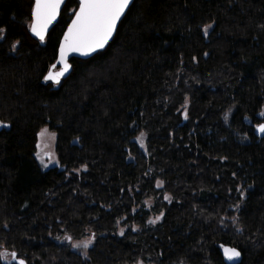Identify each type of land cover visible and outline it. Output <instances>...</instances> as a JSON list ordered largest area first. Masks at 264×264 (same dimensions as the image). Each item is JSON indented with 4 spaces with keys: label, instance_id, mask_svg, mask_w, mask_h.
Masks as SVG:
<instances>
[{
    "label": "trees",
    "instance_id": "16d2710c",
    "mask_svg": "<svg viewBox=\"0 0 264 264\" xmlns=\"http://www.w3.org/2000/svg\"><path fill=\"white\" fill-rule=\"evenodd\" d=\"M32 4L0 0V251L25 264H224L223 245L264 264V0H134L58 85L44 76L78 2L43 42ZM43 127L58 161L45 170ZM87 231L85 256L56 241Z\"/></svg>",
    "mask_w": 264,
    "mask_h": 264
},
{
    "label": "snow or ice",
    "instance_id": "6c2138e0",
    "mask_svg": "<svg viewBox=\"0 0 264 264\" xmlns=\"http://www.w3.org/2000/svg\"><path fill=\"white\" fill-rule=\"evenodd\" d=\"M63 2L64 0H35L34 4L31 5L29 30L41 42L44 41L47 28L55 20ZM130 2L131 0H78V8L74 11L71 23L68 24L67 30L59 42L57 63L50 66L44 80L52 81L55 84L60 83V77L64 76L70 68L67 62L69 53L89 56L93 52L103 49L112 38L117 23L124 15L125 9L129 7ZM210 27L211 25H205V34H207ZM6 38L7 29L0 27V40ZM18 44L19 41L12 44L13 51ZM57 65L60 66L59 71H55ZM260 115L264 116V112H261ZM0 127L8 128L9 125L0 122ZM256 131L264 135V123L258 124ZM46 134H48L47 129H42L37 135L43 138ZM50 135L55 137V133ZM37 158H39V154H37ZM41 163H43V160H41ZM157 187H160V182H157ZM165 199H168V197L165 196ZM66 239L71 240V237H66ZM91 242L92 240L89 238L82 244H73L72 246L74 248L82 246L87 249ZM221 247L225 259L229 261L237 259L241 255L236 248H225L223 245ZM17 255L14 251L11 253L0 251V259L10 256L12 260L16 261V264H25L23 259L17 260Z\"/></svg>",
    "mask_w": 264,
    "mask_h": 264
},
{
    "label": "rangeland",
    "instance_id": "374dc122",
    "mask_svg": "<svg viewBox=\"0 0 264 264\" xmlns=\"http://www.w3.org/2000/svg\"><path fill=\"white\" fill-rule=\"evenodd\" d=\"M203 33L205 34L204 30H203ZM229 114H230V111L226 114V116H228ZM260 118L263 119L262 123H264V116L260 115ZM42 129H47L48 134H46L43 138L38 137V135H37V142H36V149H35V153H34V158H35L36 162L38 163L41 170H45V169H48L51 167H58L57 156L55 153V137H52L50 135L53 132L50 131L47 127L41 128L39 130V132ZM141 134L142 133H140V132L137 133L136 136L134 137V141L137 144L138 148L141 151H143L145 148V136L144 135L141 136ZM38 145H39V147H38ZM37 154H39V158H37ZM41 160H43V163H41ZM157 217H159V219H157ZM160 219H161V215H158V216H155L153 218H150L148 222L150 224H155V223L159 222ZM123 231H124V228L122 226H119L118 232L121 234ZM89 238H91V240L93 242V236L91 235V232L87 231L85 233L84 237L80 240H69V239H66L65 236H63L61 238H58L56 241L69 243L71 250H73L74 252H76L82 256H85L86 251L92 245V242L87 249L83 248L82 246L79 248H74L72 245L73 244H82L83 242L87 241ZM6 259L9 260L10 257L8 256V257H6ZM137 264H144V263L138 262Z\"/></svg>",
    "mask_w": 264,
    "mask_h": 264
},
{
    "label": "water",
    "instance_id": "95a60500",
    "mask_svg": "<svg viewBox=\"0 0 264 264\" xmlns=\"http://www.w3.org/2000/svg\"><path fill=\"white\" fill-rule=\"evenodd\" d=\"M66 1H67V0H64V2L61 4L60 9H59V12H58V14H57L55 20H53L52 23L49 24V26H48V28H47V31H46V33H45V39H46V37H47V35H48L50 29H51V28H52V27L58 22L60 12H61V10L63 9V7H64ZM133 1H134V0H131V2H130V4H129V7H130V5L132 4ZM34 2H35V0H33V4H34ZM77 2H78V0H77ZM129 7H128V8H129ZM77 8H78V7H77ZM128 8L125 9V13H126V11L128 10ZM125 13H124V15H125ZM124 15L121 17L120 21L122 20V18L124 17ZM71 19H72V18H71ZM120 21H118V23H117V27H118ZM30 23H31V22H30ZM69 23H71V20H70ZM69 23H68V24H69ZM67 27H68V25H67ZM67 27L65 28L64 32L67 30ZM116 29H117V28H116ZM28 30H29V29H28ZM64 32H63V34H62V37H63V35H64ZM115 32H116V30L114 31L113 36L115 35ZM29 34L31 35V37H33V38L36 39L37 41H40L38 37L34 36V35L31 33L30 30H29ZM113 36H112V38H113ZM62 37H61V38H62ZM112 38L109 40L108 44L110 43V41L112 40ZM45 39H44V40H45ZM60 40H61V39H60ZM40 42H41V41H40ZM59 42H60V41H59ZM108 44H107V45H108ZM107 45H106L103 49H100V50H98V51H96V52H93V53H92L91 55H89V56H81V55L76 54V53H69V55H68V57H67V62H68V64L70 65V60H71L72 58L82 59V60L89 59V58H91L94 54H96L97 52L103 51V50L107 47ZM58 49H59V45H58ZM58 49H57V57H58ZM57 57H56V60H55V62H54L53 64H56V63H57ZM59 70H60V66L57 65V68L55 69V71H59ZM48 71H49V69H48ZM48 71H47V73H46L45 75L48 74ZM70 72H71V65H70V68H69L68 72H66L64 76L60 77V82H61L63 79H66V77L70 74ZM44 81H45V80H44ZM45 82H50V83H52V84H54V85H58V84L53 83L52 81H45ZM0 122H2V121L0 120ZM2 123L7 124V123H5V122H2ZM8 125H9V124H8ZM9 128H10V126H9L8 128H2V127H0V132H1L2 130H9ZM258 134L261 135L260 133H258ZM224 247H225V248H233V247H230V246H224ZM237 250H238V249H237ZM220 252H221V256H222V259H223L224 264H239V262L241 261V255H240L239 258L234 259V260H232V261H229V260L225 259V257H224V251H223V248H221V251H220ZM15 262H16V261H15Z\"/></svg>",
    "mask_w": 264,
    "mask_h": 264
},
{
    "label": "bare ground",
    "instance_id": "6f19581e",
    "mask_svg": "<svg viewBox=\"0 0 264 264\" xmlns=\"http://www.w3.org/2000/svg\"><path fill=\"white\" fill-rule=\"evenodd\" d=\"M56 24H57V23H56ZM56 24H55V25H56ZM55 25H54V26H55ZM54 26H53V27H54ZM53 27H52V28H53ZM52 28H51V29H52ZM51 29H50V30H51ZM49 32H50V31H49ZM68 76H69V75H68ZM68 76H67V77H68ZM67 77H66V78H67Z\"/></svg>",
    "mask_w": 264,
    "mask_h": 264
}]
</instances>
